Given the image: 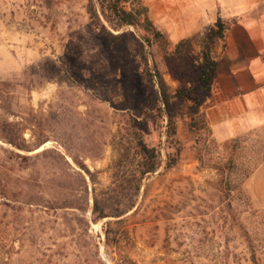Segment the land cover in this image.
<instances>
[{
  "label": "rangeland",
  "instance_id": "374dc122",
  "mask_svg": "<svg viewBox=\"0 0 264 264\" xmlns=\"http://www.w3.org/2000/svg\"><path fill=\"white\" fill-rule=\"evenodd\" d=\"M87 3L0 0V264H264V205L249 180L264 160V123L245 127V109L232 108L217 125L233 126L222 138L214 125L222 117L205 102L209 129L191 130L185 99L176 107L183 150L165 169L168 121L141 51L172 90L193 88L192 78H175L169 58L183 38L165 32V48L141 27L113 29L129 35L125 50L90 19ZM200 36H190L195 63ZM251 58L241 76L255 87L264 64ZM248 96L253 105L264 99ZM133 124L162 165L130 210L94 221V197L114 186Z\"/></svg>",
  "mask_w": 264,
  "mask_h": 264
},
{
  "label": "trees",
  "instance_id": "16d2710c",
  "mask_svg": "<svg viewBox=\"0 0 264 264\" xmlns=\"http://www.w3.org/2000/svg\"><path fill=\"white\" fill-rule=\"evenodd\" d=\"M87 13L113 45H118L125 50L129 49V35L125 31L116 33L113 29L121 31L128 27H141L150 32L155 41H163L165 48L171 45L166 38L165 31L155 25L144 0H88ZM230 26V22L218 15L215 22L201 33L199 38L200 60L197 63L191 60V47L195 37L181 39L170 52L169 58L175 78L177 80H182L184 77L192 78L193 88L182 86L172 90L158 65L155 62L151 64L149 52L141 51L145 64L144 72L152 82H155L160 93L162 105L158 107V110L165 112L168 121L166 141L170 151L167 153L165 163L167 170L175 167L183 150L182 141L178 135L179 116L176 112L179 102L185 99L192 101L189 106V117L191 118L189 128L191 130L200 126L209 129L201 107L210 97L217 75L219 62L216 46L220 41L225 44L226 31ZM147 42L148 45L152 44L150 38ZM131 136L132 146L130 144L125 146L117 160L114 186L104 192L103 198L98 195L94 197V221L109 216L120 217L130 210L135 205L133 199L138 195L144 178L155 173L162 165L159 148L149 144L135 124H133ZM131 149H134V159H131ZM107 238L110 241V230H107Z\"/></svg>",
  "mask_w": 264,
  "mask_h": 264
},
{
  "label": "crops",
  "instance_id": "0c3cea01",
  "mask_svg": "<svg viewBox=\"0 0 264 264\" xmlns=\"http://www.w3.org/2000/svg\"><path fill=\"white\" fill-rule=\"evenodd\" d=\"M155 25L165 31L173 41L202 33L212 25L220 15L231 26L226 31L225 48L217 44L218 70L214 80L209 115H219L221 121L215 122V130L222 138L232 135L233 126L218 128L217 125L232 115V108L245 109L242 124L259 125L264 123V99L253 105L248 102V94L264 95V77L257 86H247L241 76L245 60L251 55L258 63L264 64L261 54L264 51V0H144ZM220 50V51H219ZM226 67L227 71H222ZM239 79L240 89L236 91L232 84ZM257 89V90H256ZM256 91V92H255ZM241 92V93H238ZM232 93H235V107L232 105ZM238 93V95H237ZM242 103V104H241ZM231 105V106H230ZM253 109L256 110L253 112ZM244 127V128H245ZM226 129V130H224ZM227 135H223V133ZM253 192L264 205V160L250 177Z\"/></svg>",
  "mask_w": 264,
  "mask_h": 264
}]
</instances>
